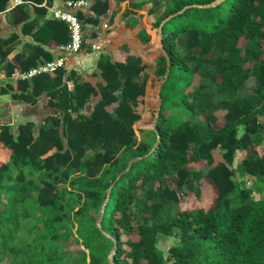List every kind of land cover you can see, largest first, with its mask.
<instances>
[{
  "label": "trees",
  "instance_id": "obj_1",
  "mask_svg": "<svg viewBox=\"0 0 264 264\" xmlns=\"http://www.w3.org/2000/svg\"><path fill=\"white\" fill-rule=\"evenodd\" d=\"M8 1L0 0V13ZM112 1L85 6L97 17L74 13L83 25L98 23ZM164 1L155 16L160 0H129L135 9L150 5L162 49L159 92L142 57L117 62L106 53L101 80L84 81L71 57L55 76H34L32 90L25 80L0 89L25 101L46 92L50 109L37 133L31 123L18 133L0 124V155L8 156L0 161V264H264V0ZM15 11L23 19L28 8ZM46 25L56 45L70 40L65 21ZM135 31L152 42L144 26ZM39 55L53 59L38 51L28 69ZM208 65L218 91L233 96L219 103L223 124L213 113L197 116L205 85L195 80ZM251 79L254 94L235 95ZM168 178L199 199L209 185L210 206L180 207ZM132 234L138 239H123ZM167 237L179 241L165 255L159 240ZM70 239L80 249H67Z\"/></svg>",
  "mask_w": 264,
  "mask_h": 264
},
{
  "label": "crops",
  "instance_id": "obj_2",
  "mask_svg": "<svg viewBox=\"0 0 264 264\" xmlns=\"http://www.w3.org/2000/svg\"><path fill=\"white\" fill-rule=\"evenodd\" d=\"M66 2L67 0H43L41 3L8 1L7 9L0 13V89L9 86L15 90L19 81L25 80L32 90L34 76L25 78L21 74L34 67L28 69V65L33 61L31 60L33 55L38 51L48 52L53 58L61 54V45H56L51 27L47 28L46 25L48 20L54 19L53 9L63 6L73 12L81 10L88 18L97 17L86 7H70ZM23 3L28 8V12L25 18L21 19V13H17L15 7ZM111 4L112 8L99 18L98 23L90 21L84 23V47L72 56L71 68L78 70L84 81L102 79L101 69L98 67L101 53L110 54L117 62L126 61L129 55H137L147 63L149 62L147 56L155 53V48L150 49L149 44L143 43L135 31V28L139 29L142 25L151 34V40L156 41L155 34L150 28L153 19L148 17V14L144 16L136 13L138 9L131 7L129 0H122L120 3L113 0ZM149 7L150 5L140 10L147 11ZM127 9H133L134 12L127 14ZM105 22L108 23L107 28L104 26ZM156 42L160 46L159 41ZM95 44L101 45V49L94 48ZM43 58L44 55H39L38 62L40 63ZM148 73L149 80L152 81L154 72ZM93 74L96 77L92 76ZM49 75L55 76V74ZM68 86L71 90L74 89V81L69 80ZM13 90L0 93V124L8 125L12 131L18 133L20 125L31 123L37 133L50 112L48 94L44 92L35 101H25L14 98ZM89 108L90 105H87L85 110L88 111ZM261 126L264 129V117H261ZM242 156H245V152ZM7 158L8 156L0 155V161H5Z\"/></svg>",
  "mask_w": 264,
  "mask_h": 264
},
{
  "label": "rangeland",
  "instance_id": "obj_3",
  "mask_svg": "<svg viewBox=\"0 0 264 264\" xmlns=\"http://www.w3.org/2000/svg\"><path fill=\"white\" fill-rule=\"evenodd\" d=\"M142 3H144L145 1L148 2H155L156 0H140ZM161 2L159 3V10L158 12L155 14V16H158L160 9L163 7V5L166 3V1L164 0H160ZM152 4V3H151ZM136 13L139 14H143L144 16L147 14V11H143V10H136ZM158 29V28H157ZM156 41L159 39L158 36L155 37ZM156 41H153L151 43H148L149 48L150 49H154L155 48V52L156 54L153 55H148V64H149V68L147 69V72H154V89L157 90L158 84L160 83L161 79L160 77H158L157 75H155V70L158 66V59L157 57H159L160 54H162V49L161 47H159V45L157 44ZM245 40H241L240 41V45H244ZM263 47H264V43H263ZM216 56H217V51H216ZM202 76H196V80L195 83H203L205 85V87L201 90V92L197 93V99H196V104L199 107L198 110V114L197 116H199L200 120H204V118H206V116L208 114L213 113L214 115H216L218 117V121L220 124H222L224 122V114H225V110L223 108L219 107V103L223 100H229L232 99L233 96L227 94V93H220L217 89V83H215L214 80V76H216V69L214 65H208L205 68L202 69ZM253 87H254V81L253 79L249 80L242 89H240L235 95L237 96H251L254 94L253 91ZM145 109V105L140 104L137 107V110L140 113H143ZM187 116V115H186ZM242 132V129H241ZM89 154L92 153V150L89 149L88 151ZM244 154V152H243ZM242 154V155H243ZM214 156L215 158H219V152L218 150L214 151ZM199 169H202L204 171V169L206 168L205 163L204 162H200L198 165ZM170 185L173 188L178 189V192L180 194L181 197V203H180V207H188V208H197V207H202V208H208L212 202V190L210 188L209 185L205 184L204 185V190L202 192V197L196 198L193 191L188 188L187 186L182 187V188H178L177 183L174 179L172 178H168ZM248 185H250L248 183ZM74 230H76V227H74ZM76 232V231H75ZM77 234V233H76ZM78 236V235H77ZM124 240H137L138 236L136 234H132V235H124L123 236ZM179 241V239L177 237H167V238H162L159 240V247L161 248V250L164 252L165 255L168 254V250L171 246L177 244ZM64 246L68 249V248H72L75 250L80 249V247L82 246L81 244H77L73 239H70L68 241L64 242ZM8 264V263H6Z\"/></svg>",
  "mask_w": 264,
  "mask_h": 264
},
{
  "label": "built area",
  "instance_id": "obj_4",
  "mask_svg": "<svg viewBox=\"0 0 264 264\" xmlns=\"http://www.w3.org/2000/svg\"><path fill=\"white\" fill-rule=\"evenodd\" d=\"M90 1L93 0H67L66 5L70 7H85ZM53 17L66 22L70 31V40L60 46V55L52 60L40 62L28 72L21 74V76L28 78L40 73L55 74L57 69L66 66V62L69 58L81 51L85 41V31L80 18L73 11L63 6L53 9ZM104 26L107 28L108 23L105 22ZM94 48L99 50L101 49V45L95 44Z\"/></svg>",
  "mask_w": 264,
  "mask_h": 264
},
{
  "label": "water",
  "instance_id": "obj_5",
  "mask_svg": "<svg viewBox=\"0 0 264 264\" xmlns=\"http://www.w3.org/2000/svg\"><path fill=\"white\" fill-rule=\"evenodd\" d=\"M165 56L167 57L166 53H165ZM162 82H163V81H160V83L158 84V87H157V91H158V92H159V90H160V88H161ZM160 105H161V99L159 98V108H158V110H157V115H156V118H155V120H154V125H155V123H156L157 116H158V114H159ZM110 257H111V256H110Z\"/></svg>",
  "mask_w": 264,
  "mask_h": 264
}]
</instances>
